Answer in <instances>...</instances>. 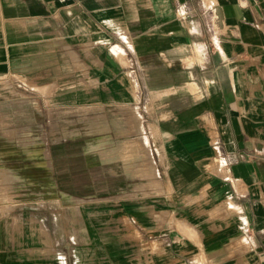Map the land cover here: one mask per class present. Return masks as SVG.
I'll return each mask as SVG.
<instances>
[{"label": "crops", "instance_id": "0c3cea01", "mask_svg": "<svg viewBox=\"0 0 264 264\" xmlns=\"http://www.w3.org/2000/svg\"><path fill=\"white\" fill-rule=\"evenodd\" d=\"M0 264H264V0H0Z\"/></svg>", "mask_w": 264, "mask_h": 264}, {"label": "rangeland", "instance_id": "374dc122", "mask_svg": "<svg viewBox=\"0 0 264 264\" xmlns=\"http://www.w3.org/2000/svg\"><path fill=\"white\" fill-rule=\"evenodd\" d=\"M91 82L92 81L79 80V85L78 86L85 87V86H88V83L89 84H93ZM15 83H16L15 84L16 89H19V90H21L23 86L28 87V85L26 83L25 84L22 83V80L21 81H16ZM31 87L35 88V85L31 83ZM93 130L94 131L92 133H89V135L92 136V137H94V139L98 140V143L95 144L96 149L97 148L98 149H103V150L106 149V127H94ZM31 131L32 132L35 131L37 134L38 133L39 134H45V131H46L47 135H50V134L51 135H54V129H52L50 127H47L46 129L44 127H42L39 130L32 129ZM70 133L71 132H70V129L69 128H62V136L63 137H69L70 136ZM57 135L59 136L58 132H57ZM69 147L70 146L68 144V148ZM62 163L65 166V164H66L65 161H62ZM79 182H80V184L83 182V177L82 176L79 177ZM80 194H83V193H80Z\"/></svg>", "mask_w": 264, "mask_h": 264}]
</instances>
